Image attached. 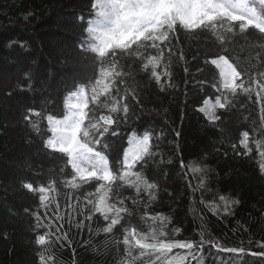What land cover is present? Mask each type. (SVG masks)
<instances>
[{
  "label": "trees",
  "instance_id": "trees-1",
  "mask_svg": "<svg viewBox=\"0 0 264 264\" xmlns=\"http://www.w3.org/2000/svg\"><path fill=\"white\" fill-rule=\"evenodd\" d=\"M251 4L258 11L264 8L259 2ZM96 18L90 0H0V264H42L38 254L45 257L46 264L49 253L55 264H73L74 260L76 264H119L122 259L126 264L130 259L135 264H149L148 256H141L135 247L128 257L120 231L105 234L100 230L104 221L95 213V206L104 192L113 206L124 202L128 209L123 216L125 225L130 223L142 234L160 230L175 240L211 237L227 248L245 249L243 254L226 253L205 244L202 253H196L198 264H264V256L252 254L264 251L260 246L264 243V175L259 169V151L264 148L255 143L264 139L259 105L245 100L243 94L228 95L233 106H217L213 112L220 120L200 111L205 100L225 95L217 87L219 70L208 61L226 54L246 76H256L264 72V36L255 29L241 33L238 26L231 33L219 26L200 31L178 27L170 44L158 42L162 45L157 65L162 90L151 77V65L145 68L148 59L158 54L151 47L146 50L141 45L138 52L125 50L122 55L118 52L115 63H109L113 57L81 54L84 29ZM101 69L107 75L102 76ZM96 80L107 84L108 91L95 85ZM71 96L75 97L73 110L69 109ZM125 102L127 121L118 128L111 126L118 135L103 141L106 149L95 145L96 150L105 151L111 168L114 159H122L135 141L149 135L152 155L129 170L123 180L85 183L66 163V153L46 150V140L58 135L52 132L49 115L54 121L63 120L79 113L81 109L74 107L79 104L85 113L111 115L115 120L123 117ZM113 107L116 112L111 111ZM89 118L86 115L85 122ZM245 131L253 149L248 155L240 144ZM124 171L120 169L118 176ZM137 172L143 181L157 185L151 203L144 184L136 183L132 173ZM26 182L37 185V193L39 187L54 190L42 193L47 200L41 204L38 194L23 188ZM101 184L105 187L98 191ZM220 196L239 203L226 205ZM86 205L97 220L91 232L87 228L77 232L74 223L71 228L64 223L72 247L47 239L45 245L35 243L36 222L26 209L43 212L47 207L51 214L59 206L61 215L68 213L75 221L76 207L82 211ZM226 206L231 214L225 213ZM145 212L168 219L144 220ZM48 220L51 222V215ZM39 231L43 234L45 229ZM175 252L178 256L185 253ZM186 253L184 264H194Z\"/></svg>",
  "mask_w": 264,
  "mask_h": 264
},
{
  "label": "snow or ice",
  "instance_id": "snow-or-ice-1",
  "mask_svg": "<svg viewBox=\"0 0 264 264\" xmlns=\"http://www.w3.org/2000/svg\"><path fill=\"white\" fill-rule=\"evenodd\" d=\"M261 5H264V0H260ZM90 9L95 10L96 16L99 18L94 23H89L84 29L86 34L85 39L80 41V51L84 55L88 52L96 53L101 58L113 57L109 63H115L117 53L123 54L125 50L129 53L139 51L141 45L147 50L149 47L158 54L148 59V65H151V77L164 89L161 73L157 70V65L160 61L161 43L170 44L171 40L176 39L175 32L178 27L187 30H204L216 29L217 26L226 28L231 33L233 26H238L241 33L248 29H255L259 34L264 36V8L260 11L256 6L249 5L246 0H95L91 3ZM172 53L169 52V55ZM181 55V59H182ZM93 58V63H95ZM208 63L218 69V77L220 80L218 90L222 88L225 95L216 96V105L220 109H225L226 105L233 106L232 101L227 99L228 95L233 98L244 95L245 100L252 101L253 104L259 105L261 130L264 131V72L258 73L256 76H246L239 65L226 54H217L211 58ZM101 75L107 73L100 70ZM115 74V73H114ZM165 76L168 75L166 72ZM123 82V81H120ZM95 85H100L104 92L108 91V85L102 80H96ZM254 85V87H253ZM93 98L97 94V88L92 89ZM254 94V95H253ZM135 99V96H133ZM207 104V101H204ZM74 107L81 109L79 113H73L63 120H55L52 115L48 116V122L54 123L53 133H57L55 139H47L45 142L46 150H58L61 154H67L66 163L71 165L81 181L87 183L89 180L106 181L111 183L119 178L123 180L129 175V170L142 164L146 157L152 155L149 148V135L145 134L143 139L134 142V146L123 152V158L119 156L114 159L109 167L110 161L103 150H96L95 145H99L101 149H106L107 145L103 143L109 136L118 135L116 128L119 123L126 122L129 114L127 103L122 107L123 117L115 119L111 115L95 116L91 113H85L82 109L84 106L75 105ZM215 107V105H213ZM112 112L117 109L113 107ZM201 112H206V109L201 108ZM40 115V113H36ZM31 113L25 116V120L30 119ZM90 118L85 122V116ZM212 120H220V116H210ZM95 121V122H94ZM102 121V123H101ZM83 125V128H82ZM115 125L116 128L111 127ZM33 129H36L35 123L31 124ZM37 131H39L37 129ZM180 135L179 132L176 133ZM255 143L264 148V139L256 140ZM240 144L243 146V154L248 155L252 152V147L249 142V133H242ZM233 150L237 151L233 145ZM239 154V153H238ZM261 158L259 169L261 175H264V150L259 151ZM88 165V167H82ZM181 166L184 167V162L181 161ZM124 169L123 175H119V170ZM136 176V183H143L145 190L148 191V203L156 199L157 185L143 181L140 173H132ZM75 179V177H74ZM75 186V185H74ZM104 185H100L98 191L104 189ZM23 188L34 194H38V199L43 204L47 197L42 193L54 190L52 186L39 187V193L36 192L37 185L32 182L23 184ZM219 199L225 204H238V200H229L225 196H220ZM135 203V201H133ZM91 199L89 198V204ZM119 207H115L107 202V193L100 197L98 205L95 206V213L100 214L104 221V226L101 231L105 234H112L114 231H120L122 241L129 258H131V249L133 247L139 249L141 256H148L149 264H184L185 257H175L170 255L175 249L187 250L190 253L189 259L194 264H198L200 257L196 253H202L205 244L209 247H215L217 250H223L226 253H245L243 247L227 248L218 240L209 237L208 240H192L185 238L183 240L170 239L163 231L153 230L142 234L137 227L130 223L125 225L123 216L127 215L128 209L124 206L123 201H118ZM148 203L145 207H148ZM59 206H55L49 214L47 207L41 212L39 208L35 210L26 209V214L33 216L35 220L37 245H45L46 239L53 244H60L61 247H72L73 240L70 231L64 230V223H69L71 228L74 223L77 232L87 228L92 231V224L97 220V217L92 213V209L87 205L81 211L80 207H76L78 218L71 221L68 213L61 215ZM215 211V209H213ZM225 213L231 214L226 206ZM111 213V215H109ZM51 215V222L48 216ZM144 220L167 221L168 217L162 214H149L145 212ZM151 228V225H149ZM45 229L43 234H40V229ZM203 235V233H201ZM87 243V241H83ZM261 248H264V243H261ZM151 253L152 255H149ZM75 255V249L73 248ZM253 255L264 256V251L260 253H252ZM155 259H152V256ZM38 259L44 264L45 257L38 254ZM46 264H55V260L51 253L48 255ZM76 264V261H73ZM119 264H126L125 260H121ZM129 264H135L134 259H130ZM143 264V262H142Z\"/></svg>",
  "mask_w": 264,
  "mask_h": 264
},
{
  "label": "rangeland",
  "instance_id": "rangeland-1",
  "mask_svg": "<svg viewBox=\"0 0 264 264\" xmlns=\"http://www.w3.org/2000/svg\"><path fill=\"white\" fill-rule=\"evenodd\" d=\"M252 1H255V2H259L260 3V0H246V2L249 4V5H252ZM94 3H95V0H94ZM99 18H96V20H98ZM95 20V21H96ZM95 21H93L92 23H94ZM207 101V104L206 103H203V106L202 108L206 109V112H203L208 118H210V116L213 115V112L215 110V108L219 105H216V100H212V99H207L205 100ZM69 102V109L73 110V106L72 104L75 102V97L74 96H71L68 100ZM213 105H215V107H213ZM55 126L54 123H50V127L51 129H53V127ZM50 139H55V138H50ZM82 167H88V165H82ZM106 193V192H104ZM175 251H185V253H183V255L181 256H184L187 258V250H182V249H175L173 250V252L171 254H169L170 256H175V257H180L178 256V254L175 252ZM150 255H152L151 253H149ZM154 256V255H153Z\"/></svg>",
  "mask_w": 264,
  "mask_h": 264
}]
</instances>
